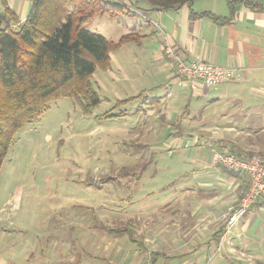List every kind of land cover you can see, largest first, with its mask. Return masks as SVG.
Segmentation results:
<instances>
[{"label": "crops", "instance_id": "1", "mask_svg": "<svg viewBox=\"0 0 264 264\" xmlns=\"http://www.w3.org/2000/svg\"><path fill=\"white\" fill-rule=\"evenodd\" d=\"M114 1L131 10L128 34L136 39L109 54L110 67L105 72L113 77L112 70L117 68L122 73L116 54L131 47L124 54H133L134 63L142 68L138 80L146 81L148 87L145 76L152 74L158 79L153 88L166 89L158 100L161 110L154 114L161 127L153 136L163 141L155 153L164 155L166 164L154 166L157 170L152 175H148L150 167L144 169L147 174L131 186L138 187L156 171L169 174L170 182L160 184L156 193L127 198L126 234L111 235L114 229H105L101 208L98 225L84 223L78 231L71 225L61 230H13L0 220V242L17 239L1 249L0 264H216L231 260L264 264V195L225 234L222 214L238 200L248 180L246 175L229 174L215 160L216 153L223 151L244 159L264 158V0H193L165 11L148 3ZM6 2L22 22L29 3ZM166 46L187 61L232 68L236 73L221 85L197 83L192 90L173 77ZM170 84L179 90L173 91ZM129 98L136 97L123 100ZM109 221L114 224L117 219Z\"/></svg>", "mask_w": 264, "mask_h": 264}, {"label": "rangeland", "instance_id": "2", "mask_svg": "<svg viewBox=\"0 0 264 264\" xmlns=\"http://www.w3.org/2000/svg\"><path fill=\"white\" fill-rule=\"evenodd\" d=\"M103 1L113 7L122 6L114 0ZM130 2L146 4L144 0ZM124 10L127 13L116 17L97 15L85 29L116 41L131 33V10ZM130 49L116 54L122 73L113 68L111 77L97 68L93 74L91 82L101 101L98 106L88 109L84 101L59 97L16 132L0 168L3 225L33 232L45 228L61 230L71 225L78 231L84 223L98 225L101 208L105 229L123 228L127 198L140 197L147 191L156 193L160 184L170 182L169 174L156 171L153 178L145 179L138 187L131 186L147 174L144 169L150 167L148 175H152L158 167L165 166L167 159L155 153L163 141L153 139L161 127L154 114L161 110L158 100L166 95V89L153 88L158 79L152 74L145 76L148 87L146 81L142 84L144 80H138L142 68L134 63ZM124 50H129L127 55ZM170 86L173 91L179 90ZM128 97L136 99L114 108L118 100ZM111 113L123 116L113 120L101 118ZM12 208L18 209L10 212ZM115 209L118 212H113ZM7 215L10 217L4 221ZM111 217L117 219L114 224L109 221ZM16 243L15 238L5 244L0 242V251ZM216 264L240 263L231 260Z\"/></svg>", "mask_w": 264, "mask_h": 264}, {"label": "trees", "instance_id": "3", "mask_svg": "<svg viewBox=\"0 0 264 264\" xmlns=\"http://www.w3.org/2000/svg\"><path fill=\"white\" fill-rule=\"evenodd\" d=\"M144 1L153 9L165 11L190 5L193 0ZM28 3V13L21 22L6 0H0V168L16 132L38 117L52 100L67 97L84 101L88 109L98 106L101 101L91 82L93 74L97 68L108 70L109 54L136 39L134 34H127L112 42L85 29L97 15L127 13L125 6L113 7L103 0ZM135 99L117 101L114 108ZM121 116L111 113L101 118ZM247 185L248 181L241 193ZM127 231L124 226L109 233L121 235Z\"/></svg>", "mask_w": 264, "mask_h": 264}, {"label": "built area", "instance_id": "4", "mask_svg": "<svg viewBox=\"0 0 264 264\" xmlns=\"http://www.w3.org/2000/svg\"><path fill=\"white\" fill-rule=\"evenodd\" d=\"M165 56L173 72V77L179 84H188L195 90L197 83L215 87L232 78L236 70L221 68L202 61H187L175 54L168 46L164 48ZM215 160L227 172L241 173L247 176L248 185L238 200L222 214L225 222V234H229L264 195V158L242 159L228 152H218Z\"/></svg>", "mask_w": 264, "mask_h": 264}]
</instances>
